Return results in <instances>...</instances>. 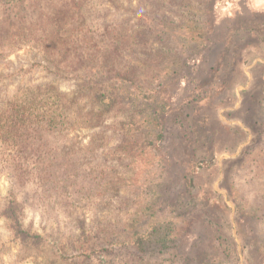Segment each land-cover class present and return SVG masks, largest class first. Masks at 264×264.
Masks as SVG:
<instances>
[{
  "label": "rangeland",
  "instance_id": "374dc122",
  "mask_svg": "<svg viewBox=\"0 0 264 264\" xmlns=\"http://www.w3.org/2000/svg\"><path fill=\"white\" fill-rule=\"evenodd\" d=\"M10 1L0 0V264H264V0H26L24 12L14 3L22 30L5 21ZM185 21L202 28L199 48ZM92 72L104 74L98 89L131 73L153 97L101 116L77 92ZM151 107L160 135L126 118L148 120ZM10 203L37 238L15 233ZM151 233L139 252L134 241Z\"/></svg>",
  "mask_w": 264,
  "mask_h": 264
},
{
  "label": "trees",
  "instance_id": "16d2710c",
  "mask_svg": "<svg viewBox=\"0 0 264 264\" xmlns=\"http://www.w3.org/2000/svg\"><path fill=\"white\" fill-rule=\"evenodd\" d=\"M35 3H37V0L32 1ZM14 3H18V9L19 12H24L25 11V5H26V0H15ZM12 1H10L8 3L9 5V10L7 12V16L8 18L5 19V21H7L9 18L14 17L15 21L14 22H9L8 24H12V28L16 29V30H22L24 29L22 27V24H24L25 21V16L21 15L18 11H15V4ZM33 5V4H32ZM36 5V4H35ZM15 14V15H13ZM192 21H185L184 22V27H181L180 30L181 31H185V29L187 28V30L191 31V34H194V36H191V38H188L189 40H192V42H195V44L191 42V45L193 48H199V43L198 40L199 39H203L204 38V32H201L202 28H199V25H193V23H191ZM188 23V24H187ZM197 23V22H196ZM192 24V25H190ZM186 25V26H185ZM11 28V29H12ZM197 29H200L197 31ZM5 32L3 31V29L0 30V36H4ZM188 34V33H187ZM179 35H184L186 36L185 33H179ZM22 46H16L17 50H20ZM13 49V51H14ZM157 57H159L160 63L164 69H166V67L168 66V64L165 62L166 58H168L166 55L162 54V53H158ZM160 69V68H159ZM119 76V80L117 83H107L105 85H107L106 87L103 88V86L101 89H98L99 86V82L102 81V77L104 76V74H97L95 72L89 73V75L86 76L85 79H88V82H84L83 85L80 86V89L77 90L78 94L80 96L85 97V95L87 94L89 96V99H95V102L98 103L100 105V107L102 108V111L100 113L101 116L104 117H108V116H112V114L118 115V114H125L128 111H131L128 108H133L136 107L138 103H142L145 100L148 102L151 100V98L153 96L149 95V89L144 86V85H140L137 84L136 81L134 80V78L131 76V73H119L117 74ZM90 87H87V84H90ZM52 87V86H50ZM124 87L129 88V90H125ZM146 87V88H145ZM54 88V87H53ZM128 93H127V92ZM48 93H52L51 90L48 91ZM50 98H54L53 94L50 95ZM60 94V93H59ZM62 96V94H60ZM56 102L58 103V107L63 108L65 111H67L68 113L71 111H74L77 113L76 108L73 107L77 105V101L75 102H70L63 100L59 95H57L56 97ZM153 100V99H152ZM156 100L154 99L152 102H155ZM46 103V99H37L36 102L31 106V105H22L20 108H18L14 114H12V116L14 117L15 121L18 122H25L27 119H29L30 116H32L31 114V109L35 108L34 106L37 105H44ZM61 104L63 105V107L61 106ZM145 105L150 106V104L145 103ZM54 106V104H53ZM152 106V104H151ZM100 108V110H101ZM152 109V114L149 115V119L148 120H143L141 118L142 121H137L135 120L136 116L134 115H129V116H125L127 119H130L133 121L134 119V123L137 124L138 126L134 129V131L137 130H141L144 129L146 125L143 126V123L146 124H156V128L158 129V134L160 135V133H162V124L160 122V117L163 114L161 108L158 107H151L149 109V111ZM148 112V110H147ZM43 117V116H42ZM45 118L47 116H44ZM153 118V120L150 121V119ZM64 122H66V118H64L63 120ZM55 122V118L53 117L52 119V123ZM131 126V124H129ZM142 134H146L148 135L146 132L144 133L143 130H141ZM8 209L6 211V213L8 214V217L10 218V220L12 221V225L13 228L15 230V233L20 236L23 239H29V240H34L35 238H37L36 236H32L30 235L28 232H26V230L23 228L22 222H21V217H20V212L19 209L16 207V205L14 203H10L8 206ZM154 234H149L148 237H137L136 240L134 241L135 246L137 247L138 251L141 253L147 252L148 249L150 248L149 244L150 242H152V240L150 239V237L152 238ZM169 239L166 235H162L160 236L157 240L154 241V244L156 246L159 247V253H164L165 251L168 250V248L170 247L168 245Z\"/></svg>",
  "mask_w": 264,
  "mask_h": 264
}]
</instances>
